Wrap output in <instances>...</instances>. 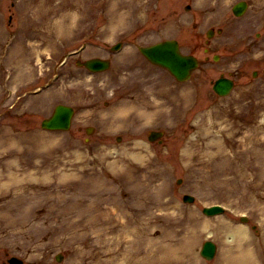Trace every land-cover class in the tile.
I'll return each mask as SVG.
<instances>
[{"label":"rangeland","instance_id":"374dc122","mask_svg":"<svg viewBox=\"0 0 264 264\" xmlns=\"http://www.w3.org/2000/svg\"><path fill=\"white\" fill-rule=\"evenodd\" d=\"M234 1L0 0V264H232L222 222L245 225L264 264V0L240 17ZM166 38L200 59L185 82L138 52ZM91 56L111 67L76 64ZM221 73L236 79L223 97L211 88ZM57 103L74 106L70 128H41ZM216 203L223 214L201 212ZM205 239L218 246L211 260Z\"/></svg>","mask_w":264,"mask_h":264},{"label":"water","instance_id":"95a60500","mask_svg":"<svg viewBox=\"0 0 264 264\" xmlns=\"http://www.w3.org/2000/svg\"><path fill=\"white\" fill-rule=\"evenodd\" d=\"M244 9V3L237 5L235 13L239 14ZM139 50L151 62L167 68L178 80H186L192 71L197 66V59L190 54H182L179 51V46L176 40L167 39L147 46H139ZM83 64L91 69H103L108 66L106 60L94 58L89 59ZM232 87V81L227 78L220 77L213 85V89L219 94H227ZM73 109L70 106L58 104L55 106L53 114L41 122V126L47 129H67L70 125V119ZM160 132L152 131L149 135L150 139L159 136ZM184 201H191L192 198L184 195ZM221 211L220 207L213 206L203 208L206 214H213ZM215 253V245L211 241H205L200 250V254L206 258L213 257ZM61 260L60 256L56 257ZM11 264H22V261L16 258L9 259Z\"/></svg>","mask_w":264,"mask_h":264},{"label":"bare ground","instance_id":"6f19581e","mask_svg":"<svg viewBox=\"0 0 264 264\" xmlns=\"http://www.w3.org/2000/svg\"><path fill=\"white\" fill-rule=\"evenodd\" d=\"M171 93L174 94V89L170 91ZM182 94L176 92V96ZM161 103L157 102L155 106H159ZM158 114V109L156 108L150 113V118L149 120H154L156 119V116ZM115 124V123H113ZM263 171V170H262ZM119 212L122 214L124 217L127 216V219L125 222L120 221V225L122 226V229L128 228L130 225H128L129 217L130 214L124 209V207L119 205ZM116 212V211H111L109 214ZM108 214V215H109ZM101 221L99 225L103 227L104 223H107L108 226L111 225V222L109 221L108 217L106 215L104 217H101ZM221 226L224 228L223 231L228 230L227 234L230 236L229 241H227V254L230 258H228L227 261L231 262L232 264H236V262H241L242 264H256V258H255V252L253 251V248L251 247L250 249L247 247V244L249 243V235L247 232V227L245 225H227V223L222 222ZM222 231V230H221ZM248 237V238H246ZM251 243V242H250Z\"/></svg>","mask_w":264,"mask_h":264}]
</instances>
